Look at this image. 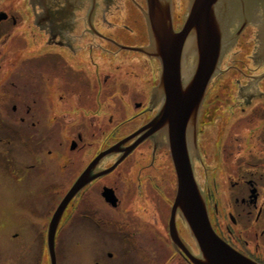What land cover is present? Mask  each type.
<instances>
[{
	"label": "flooded vegetation",
	"instance_id": "1",
	"mask_svg": "<svg viewBox=\"0 0 264 264\" xmlns=\"http://www.w3.org/2000/svg\"><path fill=\"white\" fill-rule=\"evenodd\" d=\"M172 2L179 32L189 0ZM145 10L146 0H0V59L26 40L6 77L0 64V264H67L70 249L93 243L87 233L96 251L83 264H158L159 255L160 264H194L171 236L177 179L167 133L143 137L163 106L162 62L143 50L152 43ZM263 15L259 3L244 18L233 15L231 33L249 22L222 55L189 146L214 231L257 264H264ZM90 168L91 180L61 211ZM174 221L184 248L199 255L179 213Z\"/></svg>",
	"mask_w": 264,
	"mask_h": 264
},
{
	"label": "water",
	"instance_id": "2",
	"mask_svg": "<svg viewBox=\"0 0 264 264\" xmlns=\"http://www.w3.org/2000/svg\"><path fill=\"white\" fill-rule=\"evenodd\" d=\"M258 3L263 6L264 14V0H190L189 13L183 29L174 32L171 0H147L148 8L144 14L152 43L143 50L159 57L162 62L163 73L156 94L163 101V106L159 115L143 130L146 131L143 137L158 130L167 133L178 177L171 236L174 243L185 250L194 264H257L234 251L214 233L203 193L195 180L189 146L196 144L198 112L207 87L218 72L222 55L227 45L235 41L249 22V18L242 19L241 25L231 33L229 30L233 15L237 13L244 18L250 7ZM260 39L264 45V15L260 24ZM139 142L141 140L124 150L122 158ZM117 147L108 153H115ZM90 172L91 168L65 196L61 211L91 180ZM177 213L187 224L199 255H193L184 248L175 227Z\"/></svg>",
	"mask_w": 264,
	"mask_h": 264
},
{
	"label": "rangeland",
	"instance_id": "3",
	"mask_svg": "<svg viewBox=\"0 0 264 264\" xmlns=\"http://www.w3.org/2000/svg\"><path fill=\"white\" fill-rule=\"evenodd\" d=\"M26 40L23 41L21 38L17 41V49H15L14 51L12 49H10V47H7L6 50H5V55H4V58L3 59H0V64L2 67H4V73H5V77L8 75L9 71L11 69H13V65H15L16 63H19V61H21L24 57V53H26ZM3 73V74H4ZM63 142L65 139H62ZM59 154L55 153L54 157L57 159V156ZM52 159L51 158H48V157H45V164L47 165V163L52 160H56V159ZM58 161L57 164L59 165V160H56ZM63 163V162H62ZM56 164V167L55 169H58V165ZM68 175V173H67ZM58 177H61L62 178V181L65 182V183H69V179H68V176H65V171H61L60 173L57 174ZM173 187H174V190H173V193L175 192V188H176V183L173 184ZM145 234L147 233V235H149L148 231H144ZM87 235H90V237H93L92 238V241L93 243H95V235L91 234V233H87ZM83 238V237H82ZM79 240H82L81 238H79ZM112 239H110V244H112ZM158 245L160 244L159 243V239H156ZM71 239L69 240L68 242V245L71 246ZM93 243H88V246L84 249V251H79V250H75V249H70V252L68 253V262L67 264H83L86 260H88L90 257H91V254H92V250H93V255H94V252L96 251L94 248H93ZM92 246V247H91ZM160 253H158L159 255ZM139 257V256H138ZM140 260V257L136 260V259H132L131 261L132 262H139ZM164 260V258H161L160 255L158 257V264L162 263ZM121 261H127V260H121ZM119 261V262H121Z\"/></svg>",
	"mask_w": 264,
	"mask_h": 264
}]
</instances>
